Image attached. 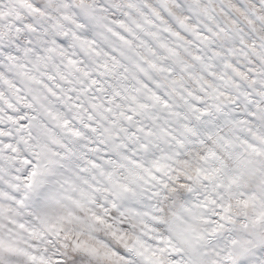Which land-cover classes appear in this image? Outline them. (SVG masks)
<instances>
[{
	"label": "snow or ice",
	"instance_id": "1",
	"mask_svg": "<svg viewBox=\"0 0 264 264\" xmlns=\"http://www.w3.org/2000/svg\"><path fill=\"white\" fill-rule=\"evenodd\" d=\"M0 264H264V0H0Z\"/></svg>",
	"mask_w": 264,
	"mask_h": 264
}]
</instances>
